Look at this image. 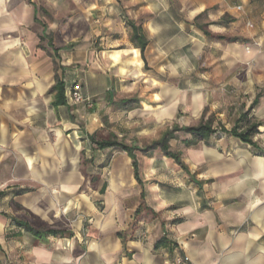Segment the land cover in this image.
I'll return each instance as SVG.
<instances>
[{"label": "clouds", "instance_id": "clouds-1", "mask_svg": "<svg viewBox=\"0 0 264 264\" xmlns=\"http://www.w3.org/2000/svg\"><path fill=\"white\" fill-rule=\"evenodd\" d=\"M0 264H264V0H0Z\"/></svg>", "mask_w": 264, "mask_h": 264}]
</instances>
